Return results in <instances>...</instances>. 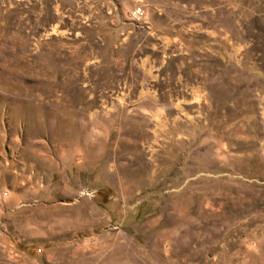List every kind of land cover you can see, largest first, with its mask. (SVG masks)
<instances>
[{"label":"rangeland","instance_id":"obj_1","mask_svg":"<svg viewBox=\"0 0 264 264\" xmlns=\"http://www.w3.org/2000/svg\"><path fill=\"white\" fill-rule=\"evenodd\" d=\"M0 264H264V0H0Z\"/></svg>","mask_w":264,"mask_h":264}]
</instances>
